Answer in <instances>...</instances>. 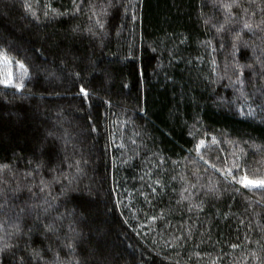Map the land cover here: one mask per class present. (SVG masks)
Returning <instances> with one entry per match:
<instances>
[{"label": "trees", "instance_id": "trees-1", "mask_svg": "<svg viewBox=\"0 0 264 264\" xmlns=\"http://www.w3.org/2000/svg\"><path fill=\"white\" fill-rule=\"evenodd\" d=\"M262 21L264 0H0V264H264V187L233 179H264Z\"/></svg>", "mask_w": 264, "mask_h": 264}, {"label": "snow or ice", "instance_id": "snow-or-ice-1", "mask_svg": "<svg viewBox=\"0 0 264 264\" xmlns=\"http://www.w3.org/2000/svg\"><path fill=\"white\" fill-rule=\"evenodd\" d=\"M45 15H47V13H45ZM253 15H255V14L253 13ZM262 23H264V21H262ZM100 26L103 27L102 24H101ZM221 27H223V26H221ZM243 27L246 28V29L251 30L253 26H252V24L246 22V23H244ZM257 27H259V25H257ZM238 36H239V33H237V37H238ZM0 60H7L9 64L12 63L11 59L8 58L6 55H4V54H2V53H0ZM15 63L18 64V66H19L21 69H24V68H25V65H24L23 63H21V62H19V61H16ZM0 83H3V84H5V85H10V84H12L13 81H12V78H11V73L9 74V78H8V79H0ZM15 87H16L17 89H19V88L22 87V85H20V84H16ZM78 94L82 95V97H83L85 100H87V99L89 98V95H90L89 92L85 89L84 86H81V87L79 88V93H78ZM203 144H204V141L201 140L200 143H199V145H197V147H200V145H203ZM229 172H231V169H229ZM233 179H234V182H239V183H241V184H242L244 187H246V188H247V187H264V179H261V180H252V179H249L246 175H245V176H242V177L239 179V181H236V180H235V177H233ZM47 228H48L49 231L52 230V226H50V225L47 226ZM17 230H19V229L17 228ZM10 247H12V245H9L8 243H4L3 247H0V252H4V251H6L8 248H10ZM68 247L71 248L72 245L69 244ZM232 247L235 248V247H237V245H232ZM36 256L39 257V254L36 253ZM19 264H24L23 257L20 258V260H19Z\"/></svg>", "mask_w": 264, "mask_h": 264}, {"label": "rangeland", "instance_id": "rangeland-1", "mask_svg": "<svg viewBox=\"0 0 264 264\" xmlns=\"http://www.w3.org/2000/svg\"><path fill=\"white\" fill-rule=\"evenodd\" d=\"M11 73V72H10ZM252 180H254V179H252ZM243 186V185H242ZM244 187V186H243ZM248 188H250V187H248Z\"/></svg>", "mask_w": 264, "mask_h": 264}]
</instances>
